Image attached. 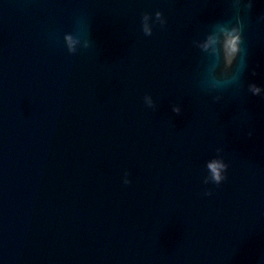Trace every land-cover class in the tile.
I'll list each match as a JSON object with an SVG mask.
<instances>
[{
	"label": "water",
	"instance_id": "obj_1",
	"mask_svg": "<svg viewBox=\"0 0 264 264\" xmlns=\"http://www.w3.org/2000/svg\"><path fill=\"white\" fill-rule=\"evenodd\" d=\"M0 264H264V0H0Z\"/></svg>",
	"mask_w": 264,
	"mask_h": 264
},
{
	"label": "clouds",
	"instance_id": "obj_2",
	"mask_svg": "<svg viewBox=\"0 0 264 264\" xmlns=\"http://www.w3.org/2000/svg\"><path fill=\"white\" fill-rule=\"evenodd\" d=\"M69 42L71 43V38L69 37ZM238 37H235V36H229L227 41H226V44H225V58H226V62L228 64L231 63L236 51H237V41H238ZM258 91V89H257ZM209 167L211 168L213 174H214V178L216 180H219L221 177L219 175V172H218V165L216 164H211L209 165ZM219 167H223L222 165H220Z\"/></svg>",
	"mask_w": 264,
	"mask_h": 264
}]
</instances>
